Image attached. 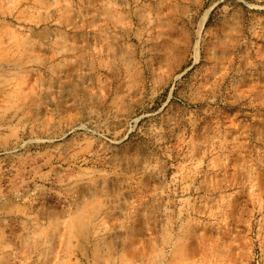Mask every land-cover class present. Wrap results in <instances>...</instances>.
I'll use <instances>...</instances> for the list:
<instances>
[{
  "label": "rangeland",
  "instance_id": "374dc122",
  "mask_svg": "<svg viewBox=\"0 0 264 264\" xmlns=\"http://www.w3.org/2000/svg\"><path fill=\"white\" fill-rule=\"evenodd\" d=\"M0 264H264V0H0Z\"/></svg>",
  "mask_w": 264,
  "mask_h": 264
}]
</instances>
